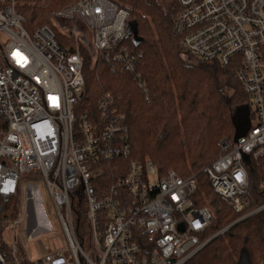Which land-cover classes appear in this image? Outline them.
Masks as SVG:
<instances>
[{
  "label": "built area",
  "instance_id": "2783aa9c",
  "mask_svg": "<svg viewBox=\"0 0 264 264\" xmlns=\"http://www.w3.org/2000/svg\"><path fill=\"white\" fill-rule=\"evenodd\" d=\"M178 3L174 30L180 45L194 58L234 66L254 108L246 130L221 139L217 156L203 168L218 197L243 214L241 220L264 209L262 204L245 212L257 171L264 189V0ZM25 21L18 0H0V229L9 224L6 206L20 197L22 177L33 173L45 182L66 244L54 251L42 238L46 253L30 260L15 237L13 263L186 264L216 235L206 237L213 215L207 205L196 204V176L173 168L162 175L151 160L132 158L112 92L102 94L95 108L79 106L86 85L84 46L113 72L126 70L139 79V56L124 43L129 11L112 0H77L52 12L55 25L30 34ZM60 29L70 32L65 36ZM139 85L148 95L142 80ZM113 160L118 163L108 171L105 162ZM28 194L19 213L36 198V220L49 226L37 189ZM82 214L92 255L76 233ZM35 232L34 226L27 238ZM0 264H7L2 246Z\"/></svg>",
  "mask_w": 264,
  "mask_h": 264
},
{
  "label": "trees",
  "instance_id": "16d2710c",
  "mask_svg": "<svg viewBox=\"0 0 264 264\" xmlns=\"http://www.w3.org/2000/svg\"><path fill=\"white\" fill-rule=\"evenodd\" d=\"M27 1L18 5V9L29 28L51 23L40 21L39 8ZM73 1L50 0L48 9L62 8ZM112 1L129 11V21L137 22L136 37L126 38L124 43L139 56L140 77L135 79L126 70L113 72L101 59L91 68L88 59L83 58L86 85L79 106L95 108L102 94L112 92L114 104L124 115L131 157L143 163L148 158L162 175L173 168L184 177L196 176L200 187L195 194L196 204L207 205L213 215L206 232V237H210L243 215L218 197L203 168L217 156L221 139L238 136L251 124L248 96L234 66L201 59L194 64L183 57L185 54L190 60L194 58L180 45V37L174 30L180 10L178 0H173V10L164 8L158 0ZM140 80L145 83L148 95L141 89ZM105 163L109 171L118 162ZM262 177L263 173L257 171L251 179L245 212L264 204V189L259 185ZM16 202L15 198L6 206L7 216L16 215ZM77 220L76 233L84 247L88 223L84 214ZM243 250L250 256V264L264 262V209L217 235L186 264H236Z\"/></svg>",
  "mask_w": 264,
  "mask_h": 264
},
{
  "label": "rangeland",
  "instance_id": "374dc122",
  "mask_svg": "<svg viewBox=\"0 0 264 264\" xmlns=\"http://www.w3.org/2000/svg\"><path fill=\"white\" fill-rule=\"evenodd\" d=\"M77 0H74L71 3H74ZM166 9H174L175 4L173 3V0H158ZM24 2V0H18V5L20 6ZM28 4L35 5L39 8L38 12V19L40 21H43L44 23H48L50 21V17L53 11H56L60 9L59 6H51V10L48 9V6L50 4V0H40L38 2L28 0ZM70 3V4H71ZM18 6V7H19ZM27 20L24 22L25 26L27 27V30L30 34H32L37 28H29L27 25ZM52 25H55L52 21H50ZM39 27V26H38ZM60 32L62 35L69 34L70 30L66 29L62 30L60 29ZM84 50L83 58L88 59V61L91 63V68H95L96 66V55H93L89 49V47L84 46L82 48ZM183 57L188 60V62H193L194 64L198 63L200 61L199 59H193L190 60L187 58L185 54H183ZM252 113L254 108H250ZM255 114H252V121H255ZM234 137V136H230ZM148 160V158L146 159ZM22 186L20 189V197L16 198V203H14L15 210L18 209L16 215L10 217L9 216V224L5 226V228L2 229V235L0 236V246H2V251L5 252L6 258H7V264H14L13 259L10 256V249L13 246V244L16 243L15 237H20L21 242L18 243L19 251L22 253L26 252V256L28 259L32 260L34 258L40 257L43 254L46 253V250H44L43 245L40 241V239L47 237L48 241L50 243V246L52 250H60L61 247H63L66 244L65 235L62 232V227L60 222L58 221L57 214L55 211V207H53L52 200L50 193H48L47 187L45 185V182L41 177L37 174H28L22 177ZM31 187H35L38 191V195L42 198V207H44V212L46 215L47 220L49 221V226L46 225L45 227L42 226V222H39L36 220V217L41 216V208L40 207H34L32 204L37 202V199L35 198L32 202L29 203V206L27 207V204L25 203V212L22 211L19 213V204L21 200L23 201L29 194V189ZM38 196V197H39ZM16 204V206H15ZM24 211V209H23ZM21 218L19 223H16L17 218ZM240 218V217H239ZM238 218V219H239ZM237 219V220H238ZM16 223V225H15ZM36 227V232L34 233V237L31 239H28L26 234L31 231L32 227ZM24 248V249H23ZM86 252L92 255L91 248V241L89 238V235L85 237L84 240V247ZM236 264H250V256L248 255L247 250H243L240 255L238 256L237 263Z\"/></svg>",
  "mask_w": 264,
  "mask_h": 264
},
{
  "label": "water",
  "instance_id": "95a60500",
  "mask_svg": "<svg viewBox=\"0 0 264 264\" xmlns=\"http://www.w3.org/2000/svg\"><path fill=\"white\" fill-rule=\"evenodd\" d=\"M137 27H138V26H137V22H135V21H129L128 26H127V30H126L127 38H129V37H131V36H133L134 38L136 37V35H137ZM238 136H239V135H238ZM238 136H236V137H238ZM247 217H249V216L243 217V219H245V218H247ZM243 219H241V220H236V221L230 223L229 226L226 228V230L229 229L231 226L237 224L238 222L242 221ZM221 233H222V232L216 233V235L213 236V237H211V238L207 241V243H208L209 241H211L212 239H214L217 235H219V234H221ZM207 243H206V244H207Z\"/></svg>",
  "mask_w": 264,
  "mask_h": 264
}]
</instances>
